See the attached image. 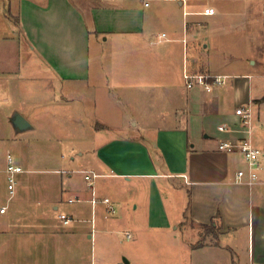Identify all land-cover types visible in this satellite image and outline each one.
<instances>
[{
	"label": "crops",
	"instance_id": "0c3cea01",
	"mask_svg": "<svg viewBox=\"0 0 264 264\" xmlns=\"http://www.w3.org/2000/svg\"><path fill=\"white\" fill-rule=\"evenodd\" d=\"M185 70L231 80L190 90ZM152 99L169 110L153 115ZM129 129L154 134L105 137ZM75 130L97 175L178 181L190 264H264V155L249 186L243 156L218 149L250 139L264 154V0H0V173L9 147L19 163L20 145Z\"/></svg>",
	"mask_w": 264,
	"mask_h": 264
},
{
	"label": "rangeland",
	"instance_id": "374dc122",
	"mask_svg": "<svg viewBox=\"0 0 264 264\" xmlns=\"http://www.w3.org/2000/svg\"><path fill=\"white\" fill-rule=\"evenodd\" d=\"M8 27L12 29L9 23ZM225 95L231 100L229 92ZM164 101L152 99L147 108L153 115L169 110ZM119 108L121 114L127 109L123 104ZM77 131L66 132L60 138L62 144L39 137L38 132L27 133L39 140L20 145L22 161L16 162L24 173L16 178L13 196L7 174L0 173V209H7L5 215L0 214V264H177L181 254L185 258L180 264H190L189 252L177 249L184 240L190 241L193 228L189 212L183 215L187 196L178 181L152 183L102 175L94 179L93 157H88L86 140ZM111 133L154 134L129 129L106 132L105 137ZM9 150L15 157L14 148ZM93 190L98 199L97 192L110 204L98 203L94 211L90 204ZM70 198L81 201L69 204ZM56 205L59 209H54ZM60 214L74 221L66 226ZM78 215L86 221L78 222Z\"/></svg>",
	"mask_w": 264,
	"mask_h": 264
},
{
	"label": "built area",
	"instance_id": "2783aa9c",
	"mask_svg": "<svg viewBox=\"0 0 264 264\" xmlns=\"http://www.w3.org/2000/svg\"><path fill=\"white\" fill-rule=\"evenodd\" d=\"M204 14L206 15H213L214 9H206ZM186 87L188 89H195V88H201L207 93H213L216 89H219L223 87L226 82L230 79L229 76H223V75H214V74H192L188 72V70L184 71L183 74ZM237 115L241 116L243 118V121L245 125L250 124V118H251V110H245L244 108H240L237 110ZM220 131H225L226 128L220 127ZM218 149L222 152H228V153H239L243 156L245 163H246V169L240 170L236 174V181L240 184H246L249 186L255 185L259 181V171L261 170V159L263 157V151L257 148L250 139H243L240 142H229V141H222L219 143ZM7 159V167H6V173H7V179H8V189L13 196L15 186H16V178L19 174H22L24 172L23 168L17 164H15L14 157L8 153L6 155ZM99 175L93 174V178H98ZM87 179H90V177H86ZM81 200L78 198L76 200L70 199L68 200L69 204L78 203ZM103 204L109 205L110 200L108 198H104L102 200ZM90 203L92 204L93 210L95 209L98 198L93 190L92 192V199L90 200ZM111 213H115V210L111 207H109ZM6 211V207L1 209V213H4ZM60 221L64 225H70L73 222V218L71 216H68L66 214H60L59 215ZM132 235L127 234V238L131 239Z\"/></svg>",
	"mask_w": 264,
	"mask_h": 264
},
{
	"label": "water",
	"instance_id": "95a60500",
	"mask_svg": "<svg viewBox=\"0 0 264 264\" xmlns=\"http://www.w3.org/2000/svg\"><path fill=\"white\" fill-rule=\"evenodd\" d=\"M11 122L17 132H26L32 129L30 123L18 113L13 115Z\"/></svg>",
	"mask_w": 264,
	"mask_h": 264
}]
</instances>
